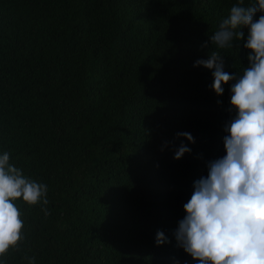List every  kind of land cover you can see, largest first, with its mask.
<instances>
[{"label": "trees", "instance_id": "16d2710c", "mask_svg": "<svg viewBox=\"0 0 264 264\" xmlns=\"http://www.w3.org/2000/svg\"><path fill=\"white\" fill-rule=\"evenodd\" d=\"M237 2L0 0V154L49 201L15 202L23 239L0 264H198L175 231L235 110L234 81L218 95L193 65L215 50L225 72L247 67V29L210 41Z\"/></svg>", "mask_w": 264, "mask_h": 264}, {"label": "clouds", "instance_id": "9594fccd", "mask_svg": "<svg viewBox=\"0 0 264 264\" xmlns=\"http://www.w3.org/2000/svg\"><path fill=\"white\" fill-rule=\"evenodd\" d=\"M242 29H247L243 46L249 50L242 74L225 72L222 54L215 50L193 65L214 69L211 87L218 95L224 93L223 84L234 81L228 111L235 110L224 126L226 155L209 161L208 175L194 182L184 204L186 215L175 231L178 246L198 264H264V0L233 4L210 36L211 44L217 49L233 47L234 40H245ZM176 135L195 142L188 132ZM188 152L191 149L181 142L174 158ZM10 159L8 151L0 154V257L23 239L24 221L15 202L22 198L29 205L49 203L48 186L26 178ZM44 212L50 214L47 208ZM166 239L157 232L158 245ZM25 259L35 264V257Z\"/></svg>", "mask_w": 264, "mask_h": 264}, {"label": "bare ground", "instance_id": "6f19581e", "mask_svg": "<svg viewBox=\"0 0 264 264\" xmlns=\"http://www.w3.org/2000/svg\"><path fill=\"white\" fill-rule=\"evenodd\" d=\"M13 258V257H12ZM14 259V258H13ZM22 262V261H21ZM20 264V263H19Z\"/></svg>", "mask_w": 264, "mask_h": 264}]
</instances>
